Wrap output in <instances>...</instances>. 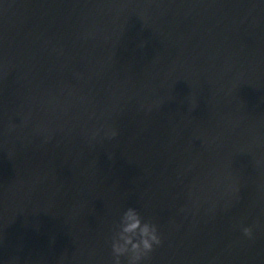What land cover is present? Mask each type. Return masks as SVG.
<instances>
[{"label":"water","instance_id":"1","mask_svg":"<svg viewBox=\"0 0 264 264\" xmlns=\"http://www.w3.org/2000/svg\"><path fill=\"white\" fill-rule=\"evenodd\" d=\"M128 207L140 264H264V0H0V264H114Z\"/></svg>","mask_w":264,"mask_h":264},{"label":"clouds","instance_id":"2","mask_svg":"<svg viewBox=\"0 0 264 264\" xmlns=\"http://www.w3.org/2000/svg\"><path fill=\"white\" fill-rule=\"evenodd\" d=\"M243 232L247 236L252 234L250 227H243ZM160 243L161 237L156 225L144 220L136 208L128 207L120 216L111 237L114 264H121V257L127 258V264H140L154 245Z\"/></svg>","mask_w":264,"mask_h":264}]
</instances>
